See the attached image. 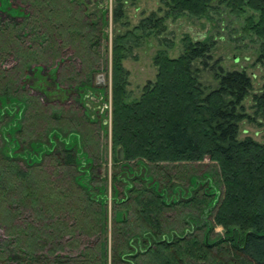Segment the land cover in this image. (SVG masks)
<instances>
[{
    "label": "trees",
    "instance_id": "obj_1",
    "mask_svg": "<svg viewBox=\"0 0 264 264\" xmlns=\"http://www.w3.org/2000/svg\"><path fill=\"white\" fill-rule=\"evenodd\" d=\"M24 1L38 7L36 0ZM161 2L167 10L165 17L173 19L185 15L208 17L214 3L225 5L237 16L244 15L246 9L257 13V20L252 16L246 18L243 32L256 38L259 61L264 63V0ZM1 13L10 16V19L17 18ZM19 14H22L21 11ZM24 15V18L29 16ZM165 17L152 12L136 26L117 33L112 39V144L117 153L119 148L122 149L126 164L175 165L209 159L217 166L223 193L219 199L218 190L214 193L212 187L206 189L199 186L201 180L210 179L208 176L191 180L197 189L187 198L179 200L157 192L153 186L155 183L143 185V180H139L130 185L128 177L124 181L121 179L125 184L123 192H126L123 212L114 216V229L117 231L115 233L114 230V234L122 236L125 250H114L110 264H264V142L250 137L238 139L239 122L245 118L242 102L252 86L249 76L243 71H224L219 67L213 75L216 86L202 84L198 65L205 66L212 40L208 37L203 41H194L185 36L183 53L177 58H169L166 53L158 52L154 57L157 67L155 81L145 85L137 99H128V72L122 61L130 55L131 49L139 46L142 37L166 31ZM123 18L119 3L113 9V22L118 23ZM2 21L0 19V67L11 46V42L2 38L9 33L15 35L18 28L16 23L12 22L14 26H10ZM65 30V36L81 32L77 26ZM98 31L102 33L101 28ZM84 39L87 40L86 37ZM55 40L52 39V42L55 43ZM79 51L81 57H90ZM29 61L25 59L24 65L30 66ZM34 69V74L42 71L40 66ZM5 76L0 70V81H4L0 83V109L7 112L10 118L8 122L0 119V224L6 226L8 219L11 221L23 210L39 213L45 202H50L49 212H53L57 210L58 202L65 198L74 200L73 215L79 219L71 235L75 236L77 231L86 236L96 234L103 227L100 207L106 199L98 195L93 186L90 169L94 159L85 151L89 144L82 124H70L69 129L74 130L68 131L51 129L50 132L49 127L41 135L39 132L30 133V137L24 140L22 131H29L31 126L42 125L44 121L42 114L36 110L37 104H41L36 97H22L19 91L13 92L15 79L12 77L7 84ZM252 108L264 125V85L260 93L253 96ZM54 118L61 117L54 114ZM5 143L7 152L4 150ZM26 143L28 146H24ZM29 146L40 155V159L29 151ZM46 163L59 170L66 169V173L59 175L58 172L57 178L50 177L45 172ZM131 177L133 181L139 179V175ZM52 178L54 181L51 183ZM47 185L49 194L44 192ZM73 185L79 193L73 191ZM96 204L101 211L90 213ZM185 208L201 215V222L194 230L204 228L207 234L212 226V216L213 224L222 229V236L209 241L208 237L201 239L185 228L182 233H179L180 230L177 232L176 224L171 222L168 214L171 210ZM62 209L66 208L60 211ZM87 217L91 218L90 221ZM183 221L185 225L191 223L189 217ZM29 230L34 236L35 229L29 227ZM102 252L99 244L95 248L86 247L77 256L80 261L77 264H102Z\"/></svg>",
    "mask_w": 264,
    "mask_h": 264
},
{
    "label": "rangeland",
    "instance_id": "obj_2",
    "mask_svg": "<svg viewBox=\"0 0 264 264\" xmlns=\"http://www.w3.org/2000/svg\"><path fill=\"white\" fill-rule=\"evenodd\" d=\"M36 2L38 9L35 8V4L25 3L24 0H1L0 11L17 18L10 19V16L1 13L0 19L10 26H14L12 22L18 24L16 25L18 28L15 35L9 33L2 38L3 41L5 39L11 42V46L3 57L0 70L3 71V75H7L5 83L10 84L14 77L13 92L19 91L22 97H36L41 104H37L36 110L42 114L40 115L44 121L42 125L31 126L29 131L26 129L22 131L24 140L30 137V133L39 132L41 135L49 130V127L50 132L51 129L68 131L70 124L77 122L82 124L89 144L85 151L94 159L93 168L90 169L94 178L93 186L97 189L98 195L106 199L101 207L99 204L93 206L90 213H98L100 207L103 227L96 234L89 235L90 237L78 231L75 236L71 235L78 219L73 215L74 200L63 198L62 202H58L57 210L51 211L52 213L49 212L50 202H45L41 205L39 213L23 210L11 221L8 219L6 226L0 224V264H77L80 262L77 256L81 250L86 247L95 248L98 244L103 250L102 264H110L114 250L119 249L120 252L125 250L122 236L114 234V230L117 233L116 228L114 229V216L123 212L126 191L123 192L125 184L121 181H124L125 177H128L130 185L138 183L139 180H143V185L151 186L155 183L154 189L172 200L187 198L193 194L197 189L194 187L195 183H191L193 179L201 180L208 176L210 179L201 180L199 186H205L206 189L212 187L214 193L218 190L219 199L223 193V186L219 180L217 166L209 159L199 163L175 165L165 163L153 165L143 162V166L139 162L133 165L126 164L123 159H117V148L113 147L111 135L112 39L117 33L136 26L142 18L152 12L157 13L159 17H165L167 10L161 0H36ZM119 3L124 18L114 23L113 9ZM20 11L22 14H19ZM24 14L29 16L24 18ZM257 15L246 9L244 15L237 16L225 5L214 3V9L209 11L208 17L198 18L190 15L176 19L165 17L166 31L159 35L142 37L139 46L131 49L130 55L122 61L128 72V99H137L143 87L155 81L157 67L154 65V57L158 52L166 53L169 58H177L183 53L185 36L194 41H203L209 37L213 43L212 49L205 57L207 58L205 66L199 64V68L197 67L202 84L216 86L213 75L219 67L224 71L245 72L252 86L242 102V114L245 118L239 122L238 139L250 137L255 141L264 142L263 122L252 108L253 96L259 94L264 85V63L259 61V44L256 38L249 37V34L243 32L246 18L252 16L257 20ZM76 26L81 31L79 34L65 36L66 28L73 29ZM99 28L102 33L98 31ZM52 39H56L55 43ZM79 50L90 57H81ZM25 59H30V66L24 65ZM37 65L42 71L34 74L36 72L34 68L39 67ZM2 82L4 81H0ZM54 114L61 118H54ZM0 119L8 122L10 118L7 112L0 109ZM26 145L27 143L24 146ZM30 147L28 149L32 152L34 148ZM7 149L5 143V152ZM38 149L41 151L40 147ZM33 153L37 154L36 151ZM36 156L40 159L39 154ZM45 166V172L50 174V177L57 178L58 172L59 175L62 172L66 173V169L59 170L48 163ZM136 175H139V179L133 181L131 176ZM53 181L54 178L50 179L51 183ZM72 188L74 192L79 193L74 185ZM48 190L47 185L44 192L48 193ZM57 191L60 192L58 189ZM61 208L66 209L60 211ZM181 215L184 220L189 217L191 223L185 225ZM168 216L171 222L176 224L174 229L180 230L179 233L185 228L198 234L201 239L204 236L208 237L209 241L223 234L222 229L213 224L212 216L210 217L212 226L207 234L204 228L194 230L196 224L201 222L199 212L186 208L177 209L171 210ZM90 217H87L88 221ZM29 227L35 229L34 236L30 235ZM94 253L96 254L97 250Z\"/></svg>",
    "mask_w": 264,
    "mask_h": 264
},
{
    "label": "water",
    "instance_id": "obj_3",
    "mask_svg": "<svg viewBox=\"0 0 264 264\" xmlns=\"http://www.w3.org/2000/svg\"><path fill=\"white\" fill-rule=\"evenodd\" d=\"M117 158H118L119 160H122V159H123V153H122V149H121V148L118 149V155H117Z\"/></svg>",
    "mask_w": 264,
    "mask_h": 264
}]
</instances>
